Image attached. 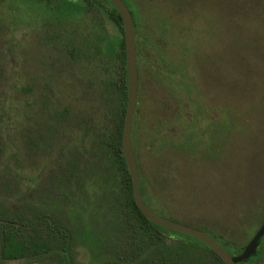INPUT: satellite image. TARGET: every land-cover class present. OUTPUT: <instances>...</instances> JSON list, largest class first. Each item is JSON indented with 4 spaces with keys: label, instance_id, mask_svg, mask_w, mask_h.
Instances as JSON below:
<instances>
[{
    "label": "rangeland",
    "instance_id": "374dc122",
    "mask_svg": "<svg viewBox=\"0 0 264 264\" xmlns=\"http://www.w3.org/2000/svg\"><path fill=\"white\" fill-rule=\"evenodd\" d=\"M132 1L142 42V27L157 14L152 1ZM186 1L179 16L168 10L169 18L179 21L153 32L137 61L132 135L142 197L160 216L234 242L233 248L225 245L234 253L264 219V94L257 87L264 72V34L242 16L238 24L252 34L234 25L236 49L223 46L221 23L228 16L221 0ZM209 6L214 10L206 13ZM15 8L0 0V192L6 190L1 187L6 170L36 171L38 159L25 153L23 128H29L37 96L46 91L43 82L69 101L74 96L70 80L60 85L62 74L48 58L42 18L33 14L39 9L27 6L18 18ZM89 23L85 19L84 27ZM107 28L113 31L110 24ZM20 187L31 199L42 186ZM0 264L25 263L0 259Z\"/></svg>",
    "mask_w": 264,
    "mask_h": 264
},
{
    "label": "trees",
    "instance_id": "16d2710c",
    "mask_svg": "<svg viewBox=\"0 0 264 264\" xmlns=\"http://www.w3.org/2000/svg\"><path fill=\"white\" fill-rule=\"evenodd\" d=\"M5 1L14 3L18 18L27 6L39 9L33 14L42 18L44 44L51 50L48 58L54 60L59 76L70 80L74 96L70 101L66 96L60 98V90L56 94L48 91L49 82H43L46 91H40L32 122L23 128L25 153L38 159L36 171L23 175L6 170L2 174L8 178L1 182L6 190L0 192V259L23 260L25 264H225L200 240L146 219L134 201L121 149L127 74L123 28L113 4L109 0ZM123 1L132 15L140 62L141 46L153 32L179 21V17L170 19L168 10L187 9L186 0H150L157 15L142 27L141 42L134 3ZM220 2L228 16L227 21L220 20L227 38L223 46L232 44L236 49L233 45L239 35L231 27H242L237 22L242 16L264 34V0ZM210 9L214 7H206V13H211ZM87 18L89 28L83 25ZM241 31L246 36L252 34L244 27ZM224 50L226 58L229 52ZM231 54L235 59V53ZM235 61L238 65L239 60ZM261 78L257 87L260 84L264 94V72ZM133 131L132 121L131 142L142 196ZM28 182L42 186L31 199L20 187Z\"/></svg>",
    "mask_w": 264,
    "mask_h": 264
},
{
    "label": "water",
    "instance_id": "95a60500",
    "mask_svg": "<svg viewBox=\"0 0 264 264\" xmlns=\"http://www.w3.org/2000/svg\"><path fill=\"white\" fill-rule=\"evenodd\" d=\"M116 8L123 28L124 57L126 67V106L121 134V149L131 178L132 194L137 207L149 221L164 228L190 235L215 252L225 264H235V262L247 259L254 253L259 238L264 233V222L244 246L238 255H231L217 242V240L207 232L180 223L178 221L160 216L151 210L143 201L138 184L137 162L131 142V127L133 114L137 102V58L134 40L133 21L130 9L123 0H109ZM256 264H264V260Z\"/></svg>",
    "mask_w": 264,
    "mask_h": 264
},
{
    "label": "flooded vegetation",
    "instance_id": "af4514ba",
    "mask_svg": "<svg viewBox=\"0 0 264 264\" xmlns=\"http://www.w3.org/2000/svg\"><path fill=\"white\" fill-rule=\"evenodd\" d=\"M126 68V67H125ZM62 82H64V80L61 78V84ZM60 84V85H61ZM61 94L60 95V98H63L64 95L62 93V90H61ZM77 94V93H76ZM77 97V95H76ZM75 97V98H76ZM73 98V96L71 97V99ZM92 103L93 101L91 100V98L89 97V100H88V110L91 111V108H92ZM91 122H93V118L91 119ZM264 222V219L259 223V225H257L254 229H253V233L250 235L249 239L247 240V242L252 238V236L255 234V232L258 230V228L262 225V223ZM216 240L217 242L224 248L225 251H227L229 254L231 255H238L242 252L244 246L247 244V242L241 246H238L240 247L239 250L235 251L234 253H231L229 252L226 248H225V245H228L230 247H234L235 246V243L226 239L225 237H222V236H216ZM246 260V259H245ZM264 260V233L262 234V236L259 238L258 240V244L255 248V251L253 254H251L248 258H247V261L249 262V264H256L260 261H263ZM243 261V260H241ZM241 261H238V262H241ZM238 262H235L238 263ZM45 264V263H44Z\"/></svg>",
    "mask_w": 264,
    "mask_h": 264
}]
</instances>
